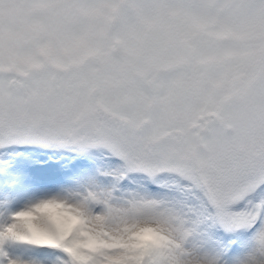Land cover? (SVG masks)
Here are the masks:
<instances>
[{
	"label": "snow or ice",
	"instance_id": "1",
	"mask_svg": "<svg viewBox=\"0 0 264 264\" xmlns=\"http://www.w3.org/2000/svg\"><path fill=\"white\" fill-rule=\"evenodd\" d=\"M29 145L104 152L24 199L3 162L0 264H264V0H0V149Z\"/></svg>",
	"mask_w": 264,
	"mask_h": 264
},
{
	"label": "rangeland",
	"instance_id": "2",
	"mask_svg": "<svg viewBox=\"0 0 264 264\" xmlns=\"http://www.w3.org/2000/svg\"><path fill=\"white\" fill-rule=\"evenodd\" d=\"M30 147L31 149L24 148L23 150H17L16 148L0 149V168H5L7 166L3 163L4 161H7L9 165H12L10 169H15V164H24L26 162L32 161L30 162V166L35 170L36 174L44 175L45 178L48 176L50 178L49 181L56 178V180L51 181L52 185L49 182L44 181H39V185L43 186L45 184H49L50 186L55 185L62 188H68L70 186V180L71 182H76V177L84 178V174L82 173L84 171L82 169H79L82 171L79 172L78 168L72 167V163L75 162L77 158L81 157L82 159H89L91 165L89 167L90 170L88 169V172H91L93 175H95L98 166L101 165L100 158L104 152V150L100 148L89 149L86 153H78L68 149L48 148L36 145H31ZM9 153H12V155L9 156ZM87 173H85V176ZM59 179L63 180L64 182L58 181ZM65 179H67V182H69L65 183ZM74 179L75 181H72Z\"/></svg>",
	"mask_w": 264,
	"mask_h": 264
},
{
	"label": "bare ground",
	"instance_id": "3",
	"mask_svg": "<svg viewBox=\"0 0 264 264\" xmlns=\"http://www.w3.org/2000/svg\"><path fill=\"white\" fill-rule=\"evenodd\" d=\"M26 167H19V168H15L10 170L13 173H20L23 177H24V181L22 184L18 185V186H14V192L12 194L16 195L17 197H19L20 199H24L27 198L28 196H30L36 189H42V188H48V187H52L49 184H45L43 186L39 185V181H44V182H49V177L44 175H39L36 174L35 170L25 164ZM36 167V166H35ZM34 167V168H35ZM90 170V169H89ZM81 171V170H80ZM79 171V172H80ZM84 174V173H83ZM47 175V174H46ZM58 175V174H57ZM74 175V174H73ZM77 175V174H76ZM93 174L91 172H88L86 174V177L88 176H92ZM81 176V175H80ZM51 177V176H50ZM58 178V177H57ZM61 178V177H60ZM70 178V177H69ZM74 178V177H73ZM71 178V179H73ZM77 178V177H76ZM52 179V178H51ZM54 179V178H53ZM84 179V178H83ZM56 180V178H55ZM67 181V179H65ZM58 181H63V180H58ZM72 181H75L72 180ZM64 182V181H63ZM69 182V181H68ZM50 183V182H49ZM62 183V182H61ZM70 186L69 187H76L77 182H71L70 180ZM41 184V182H40ZM44 184V183H43ZM51 184V183H50ZM54 184V182H53ZM52 185V184H51ZM55 186V185H54ZM64 186V184H63ZM60 187V186H58ZM68 187V188H69ZM65 188V187H64ZM3 194H7V193H3Z\"/></svg>",
	"mask_w": 264,
	"mask_h": 264
},
{
	"label": "clouds",
	"instance_id": "4",
	"mask_svg": "<svg viewBox=\"0 0 264 264\" xmlns=\"http://www.w3.org/2000/svg\"><path fill=\"white\" fill-rule=\"evenodd\" d=\"M138 239L141 244H147L153 242L155 240V237L152 233L145 232Z\"/></svg>",
	"mask_w": 264,
	"mask_h": 264
}]
</instances>
